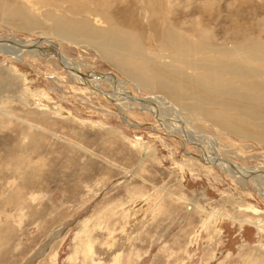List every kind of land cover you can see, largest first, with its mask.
Instances as JSON below:
<instances>
[{
    "label": "rangeland",
    "instance_id": "obj_1",
    "mask_svg": "<svg viewBox=\"0 0 264 264\" xmlns=\"http://www.w3.org/2000/svg\"><path fill=\"white\" fill-rule=\"evenodd\" d=\"M71 23L78 28H57ZM41 38L56 43L43 49L57 47L104 81L93 89L57 57L0 52V264H264V195L202 160L210 143L232 165L264 169L261 56L252 73L170 57L179 38L264 55V0H0V40ZM131 43L162 44L163 58L149 55L150 71H141L145 82ZM159 68L198 88L223 76L227 98L179 104L158 82ZM109 74L137 97L182 110L205 148L166 131L156 114L117 108L106 97L115 89Z\"/></svg>",
    "mask_w": 264,
    "mask_h": 264
},
{
    "label": "bare ground",
    "instance_id": "obj_2",
    "mask_svg": "<svg viewBox=\"0 0 264 264\" xmlns=\"http://www.w3.org/2000/svg\"><path fill=\"white\" fill-rule=\"evenodd\" d=\"M76 24L77 23H71L68 25L59 24V26H57V28L61 31H68V29H71V31H73V29L78 28ZM79 25H80V23H79ZM79 28L83 29V27H79ZM87 28L88 27H86L85 29H87ZM75 31H77V30H75ZM82 31L84 32V29ZM79 32H80V30H79ZM86 33H88V32H86ZM166 34H167V36H169L168 33H166ZM131 39H134V38L132 37ZM0 42L1 43L8 42L7 45H1L0 44V52L4 53L6 55L7 54L10 56L12 55L15 59H21L22 58V56L20 55L21 51H26V52L31 53L33 56H36V57H43V56L46 57L47 55H49L47 57H50V56L57 57L60 62L64 63V68L66 70H68L69 72H71V74L74 76V79L76 82H78L80 84H84V85H89V87L91 86L93 89H97L98 87L96 85L99 86V83L101 81H104L103 79H100L103 76H100L99 78H93V79L89 78L91 75L88 77V75H86V73L81 72L80 66L75 64L74 62L70 61V59H68L64 55V53H61V51H59V49L57 47L49 45L50 46V48H48L50 50L49 51L48 49H46V48L43 49L42 46H40L41 42L55 43L54 41L52 42V40L50 41L48 39H42L41 38L38 41H35V40H16V41L15 40H11V41L10 40H0ZM136 44L137 43H134V45H135L134 52L135 53L133 52V54H132L133 60L132 59H129V60L134 62L136 65L135 71L137 73L135 72L134 74L136 75L137 79L140 80L141 82H145L146 77H144V75L141 74V71L142 70H144L146 72L150 71L149 67L151 64H148L146 62V60H148V61L150 60L149 55H155L157 57L163 58V53L161 52L162 44H160L158 49H155V51L150 50V49H146V50L142 49L143 47L141 48L140 46H136ZM134 45L132 44L131 46H134ZM231 46H232V43H231ZM211 47H213V46H211ZM224 49L222 51H220L219 49H216L214 47L211 49H207V48L201 46L198 42H196L194 40H182L181 38H179L178 41H175L171 44V50L172 51H171L170 57L172 60L176 61L178 64L185 62V65L191 66L192 64L195 63L194 57L199 55L201 58H199V56H198V58H199V60L201 59L202 61H206V60L214 61L216 59L215 62L219 66V69L221 68V66H223V68H221L223 71H225V69H226L225 66L227 63H232V64L235 63L234 65H236L237 67L240 66V64H242L243 66H247L248 69L246 67L245 70L248 73L249 72L252 73L253 69L250 67V65L254 61V59H256V57L261 56V60L264 63V55H260L258 52H256V54H255L254 50H246V48H244V50L240 51L239 49L235 50V49L231 48V49H227L228 51H226V50L224 51ZM48 52H50V53H48ZM208 54L212 55V57L214 54V57L213 58L210 56L206 57V56H208ZM237 61H239V65H238ZM152 65H153V63H152ZM182 69H184V67ZM217 69H218V67H217ZM159 70L160 71L157 73L158 82L161 83L163 86L165 84L166 87L169 89V91L175 92V94L178 97V98L175 97V100L179 104L183 103L182 100L184 101L185 99H188V96H191L192 98L197 99L201 103H207L206 100H211V101H213V104L214 103L220 104L222 102V105L224 104L222 99L227 98V97H224L222 92L228 93V91L224 92L225 90L223 88H225V86L228 87L230 84H228V86H227V84H226L227 81L225 82L221 79L223 77L222 75H221L222 76L221 78H220V76H218V78L215 79L217 82L213 83V80H212L211 84H207V83H205V81L201 82L203 88H198V86L196 85L195 82H189L188 81V82L184 83V82H182V80H180L179 77H176L174 80L171 77H170L171 79H169L166 76H159L163 72L169 73V71H166L167 69L165 70L164 68H159ZM205 70H206V68H205ZM179 71L181 73V70H179ZM219 71L221 72V70H219ZM222 73H225V72H222ZM149 76L150 75H148V77H147V81H150ZM105 77H106L105 81H107L109 84H111L113 86V88H115L114 91L106 94V97H108L110 100H115L117 103L116 106H119L117 108H120L121 111H122V109L125 110L126 108H135L137 110L143 109V110H145V112L147 111L149 113H152L153 115L156 114L157 119L160 121V125L163 126L166 129V131L173 133L175 130H177V132H180L184 136L183 137L184 139L186 138V140H188V141H191V142L194 141L195 143H199V145H202L203 141L201 140L200 135H195L194 133H191L192 128L188 122V119H186V117H182L181 115H179L180 113H182L181 112L182 110L177 109V107L171 105V103L169 104V107H165L164 106L165 103H164V105H163L164 107H163L161 105V102L164 99L162 98L163 99L162 100V99H160V97H157V96L146 97V98L145 97L144 98L137 97V96L131 94L126 89H124L123 88L124 86L121 84L122 82L120 83L119 79H115V77L111 76L110 74L108 76H105ZM88 79L95 81V83H91ZM195 79L196 78H194V79L190 78V81L191 80L193 81ZM248 86L250 87L251 85L248 84ZM187 88L194 90L196 93L189 94L188 92H186L184 90ZM237 91L240 92L239 89ZM251 92L253 93V91H251ZM251 92H250V94H251ZM97 93L99 94V93H103V92L97 91ZM104 95H105V93H104ZM250 98H252V96ZM218 100H220L221 102H219ZM167 103H169V101ZM188 104H186V105H188ZM188 107H189V109L194 110V108L190 107V105H188ZM178 110H180V113ZM210 115L212 116L211 118H214L216 121L218 120V118H220L219 116L222 117V114L220 112H216V114L210 113ZM164 118H168V121H164ZM162 119H163V121H161ZM219 122H217V123H219ZM238 124H239V122H238ZM240 124H241V126H243L242 122ZM233 125H234V123H233ZM230 127H235V126H230ZM237 128H235V130ZM241 128L244 129V127H241ZM241 128L237 129V130H240V132H241ZM174 133H176V131ZM256 136H258L260 138V140L261 139L263 140L264 139V131L263 130H261L259 132L256 131ZM207 145L209 146V148L206 147V149H204V152H203L204 156L202 158L203 161H205L207 164L216 163L224 172H226L227 174H230L231 176H233L235 178H239V179L249 178L252 182H254L253 184H255L256 189H258V191L264 195V169H261L258 167L257 168L240 167V166H236L234 164L232 165L229 161L223 159V157L219 154L218 148L211 146L210 143H208Z\"/></svg>",
    "mask_w": 264,
    "mask_h": 264
}]
</instances>
